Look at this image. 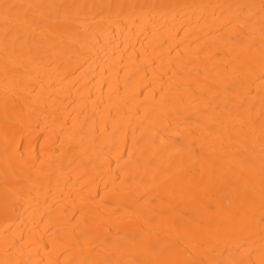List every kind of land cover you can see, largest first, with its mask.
I'll list each match as a JSON object with an SVG mask.
<instances>
[{"label":"bare ground","instance_id":"bare-ground-1","mask_svg":"<svg viewBox=\"0 0 264 264\" xmlns=\"http://www.w3.org/2000/svg\"><path fill=\"white\" fill-rule=\"evenodd\" d=\"M0 264H264V0H0Z\"/></svg>","mask_w":264,"mask_h":264}]
</instances>
